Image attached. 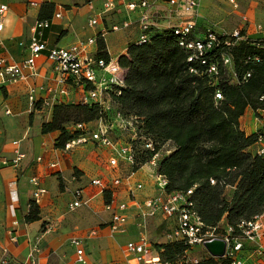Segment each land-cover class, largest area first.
I'll return each mask as SVG.
<instances>
[{
    "label": "crops",
    "instance_id": "1",
    "mask_svg": "<svg viewBox=\"0 0 264 264\" xmlns=\"http://www.w3.org/2000/svg\"><path fill=\"white\" fill-rule=\"evenodd\" d=\"M109 1L114 2L115 9L100 17ZM140 1L143 0H0V4L7 5L9 9L0 34V59L7 64L19 65L29 58L28 46L34 35V25L39 21L41 7L52 4L54 12L47 20L49 28L43 30L41 36L48 47H68L106 30L108 33L103 40L106 52L110 59L117 61L127 54L129 45L138 41L140 32L135 25L117 32H111V28L127 18L134 22L136 14H128L125 5ZM146 1L151 4L149 15L153 28L169 29L189 20L198 25V11L195 18V15L180 17L177 13L181 12V7L174 10L168 2L164 5L160 1ZM30 2L37 6H30ZM164 8L169 13L175 11L174 17L172 13L162 15ZM241 17L238 30L244 31L246 39H264V33L256 30L257 25L264 26V0L251 4ZM96 18H99L98 24L90 27L89 20ZM119 18L123 21L119 22ZM90 50L96 52L97 46ZM35 71L36 75L27 80L0 84V258L2 249H6L13 260L21 263L32 251L38 250L37 258L41 264H77L75 250L70 244L72 239L77 238L83 241L86 264H127L125 245L136 241L139 234L134 219L137 207L147 198L158 195L151 171L144 166L128 173L130 169L124 166L120 171L112 172L108 167L112 151L95 144L69 152L56 149L59 134L41 132L42 125L51 121L54 105L48 108L40 102L37 103L39 107H31L28 102L33 90L34 98L39 101L49 98V91L59 89L56 73L45 55L36 60ZM81 96L82 92L74 89L60 101L78 104ZM7 109L11 112L9 116L4 114ZM259 127L253 112L248 109L240 119V129L246 135H252ZM14 142H18L17 146L13 145ZM16 149L25 155L19 167L15 169L2 165L3 161L14 159ZM38 158L41 159L39 163ZM52 164L56 165L55 169L50 168ZM122 172L127 173L126 176L121 177ZM119 176L122 183L113 194L115 203L128 205V221L124 233L113 234L109 228L111 216L104 209V195L92 182L100 179L109 183ZM33 177L39 180L46 194L38 205L39 221L27 223L25 218L30 211L28 206L33 191L29 181ZM139 183L143 185V190L136 192L133 200L129 191ZM230 190L232 195V188H227L225 192ZM76 191L82 193L89 205L69 210ZM13 220L17 221V227L11 226ZM9 230L16 237L15 242L10 240ZM93 232L94 235L91 234Z\"/></svg>",
    "mask_w": 264,
    "mask_h": 264
},
{
    "label": "trees",
    "instance_id": "2",
    "mask_svg": "<svg viewBox=\"0 0 264 264\" xmlns=\"http://www.w3.org/2000/svg\"><path fill=\"white\" fill-rule=\"evenodd\" d=\"M53 12L52 4H44L39 21L49 20ZM198 26L189 39L206 31ZM239 33L244 38V31ZM147 36L145 44L129 45L127 54L117 60L124 70V84L117 89L119 94L114 90L109 94L110 113L98 104L59 102L52 108L51 121L42 125V134L57 132L55 148L62 150L80 135L73 129L76 125L101 120L111 123L119 113L133 120V172L168 144L170 149L156 170L167 180V193L194 189V210L207 228H215L222 221L236 226L252 220L264 212V157L252 153L256 133L246 135L240 129V119L248 109L255 116L263 107L264 48L255 47L249 39L235 42L217 34V44L210 51L188 62L194 54L179 47V38L171 28L151 27ZM222 56L231 59V70L222 66ZM96 57L109 60L101 39L97 40ZM211 66L217 68V74L209 73ZM247 74L250 77L244 80ZM146 142L152 143L153 151L145 148ZM227 188L233 189L229 200L225 198ZM104 199L108 204L110 193L105 192ZM39 219V208L32 204L25 221ZM153 247L171 263L186 251L179 243ZM197 264L226 262L207 257Z\"/></svg>",
    "mask_w": 264,
    "mask_h": 264
},
{
    "label": "built area",
    "instance_id": "3",
    "mask_svg": "<svg viewBox=\"0 0 264 264\" xmlns=\"http://www.w3.org/2000/svg\"><path fill=\"white\" fill-rule=\"evenodd\" d=\"M50 2L51 0H46ZM227 3L234 9H237L236 0H226ZM170 7H181L186 12L194 15L198 9V0H167ZM30 6L36 7L34 2L29 3ZM115 4L109 1L105 4L104 14L113 11ZM151 4L149 1L143 0L138 3H128L125 5V10L128 14H136V20L131 22L129 18L118 26L111 28V32L126 30L132 25H135L140 36L136 44H145L148 41L147 32L152 27L150 24L149 11ZM8 6L0 4V34L4 30V23L8 13ZM196 15L194 16V18ZM60 18V15H56ZM99 18L89 20V26L95 27L98 24ZM246 22V18L243 17ZM48 21H37L34 25V35L30 39L29 51L30 56L22 64H7L4 59H0V84L17 83L27 80L29 77L36 75L35 67L36 60L45 55L47 61L52 64L53 71L56 73V80L59 89L49 91L51 96L44 100L36 101L34 98V90L28 97V102L31 107L42 102L44 107H52L56 103L61 102L60 98H65L70 95L71 90L78 89L82 92V96L78 101L81 105L98 104L105 113H110L111 101L109 94L111 91L117 92L123 87L124 70L119 66L117 61L109 58L108 61L96 57V52H91L92 47L97 46V40H104L108 33L106 30L100 32L95 37L84 41H79L68 47H48L42 40V31L49 28ZM196 23L186 21L185 23L172 27L173 33L179 39V47L181 49L193 52V57L188 59L192 62L193 59H201L203 55L210 51L217 44V33L206 30L202 35L189 39V36L194 31ZM258 33H264V26L257 25ZM240 30H234L229 36L239 42L245 37H240ZM229 46V44H226ZM255 47L264 48V39L253 41ZM203 65L204 61L201 62ZM221 63L224 68L231 70L232 62L227 56L221 57ZM209 73L217 74V68L211 66ZM250 77L246 75L244 80ZM217 100L221 99L219 94H216ZM263 107L257 111L254 116L260 127L256 130L255 143L252 146V153L258 157H264V96L260 99ZM5 115H11L10 110H5ZM133 120L125 119L119 113H115L114 120L111 123L98 121L93 124L76 125L73 129L78 131L80 135L74 140L65 144L63 152H69L77 147L88 144H95L98 147H104L112 151V155L108 161V167L112 172L120 171L121 167L126 166L128 173L133 172L134 153L131 143H123L115 141L109 135L111 131L116 130L120 133H132L131 141L136 139V134L133 128ZM72 132V129H71ZM18 142L13 145L17 146ZM145 148L153 151L151 142H146ZM25 158V155L15 150V157L11 162L3 161L2 165L11 166L15 169L19 167L20 162ZM162 158L160 153H156L151 160L145 165L148 166L154 185L158 195L153 198H147L141 205L137 207L134 215L135 225L139 229L137 240L129 242L125 245L124 255L127 259V264H197L204 258L210 257L216 260H223L226 264H264V212L255 216L250 221H242L236 226H229L222 221L215 228H207L202 222L199 215L194 210L192 195L194 189L186 192L167 193V180L157 174V166ZM40 158L37 159L39 163ZM51 169H55L56 165H50ZM29 183L33 187L32 198L29 204L38 206L41 197L46 194V190L40 186L39 180L36 177L30 179ZM122 183V178L115 177L109 183H105L100 179H96L92 184L99 188L101 194L110 193V202L105 203L104 209L111 216L109 225L110 231L113 234H122L125 232V227L128 221L126 203H115L114 190ZM213 185L214 182L211 181ZM143 190L141 183L129 191L130 197L134 200L135 193ZM89 201L84 199L80 191L74 194V201L69 205V210H75L81 207H88ZM161 218L164 222H169L170 227L165 234V243H179L186 247V251L181 255L175 263L165 261L161 258L160 253L153 247V244L147 238L145 231V223L148 219ZM17 221L13 220L11 226L17 227ZM11 235L10 240L16 241V237L9 230ZM94 235V232L91 233ZM213 241H221L225 245L224 254L221 258L213 257L205 248V245ZM71 246L75 250V262L77 264H86V256L84 244L81 239L74 238L70 241ZM197 254V256L194 255ZM38 250L32 251L25 262H16L12 259L6 249H2L0 264H41L37 255ZM200 254V256H198Z\"/></svg>",
    "mask_w": 264,
    "mask_h": 264
},
{
    "label": "rangeland",
    "instance_id": "4",
    "mask_svg": "<svg viewBox=\"0 0 264 264\" xmlns=\"http://www.w3.org/2000/svg\"><path fill=\"white\" fill-rule=\"evenodd\" d=\"M160 1L164 5L167 4V0H152V2ZM262 0H236L237 9H234L230 6L226 0H198V29H208L217 34H227L230 35L235 29H238L240 21L242 19L241 15H245L251 4L259 3ZM177 7H174L176 10ZM168 14L166 8L162 12V15ZM173 17L175 11L171 12ZM169 13V14H171ZM180 17H187L194 15V12L188 13L184 9L181 12L177 13ZM123 21V18H119V22ZM122 31V30H120ZM111 138L115 141H121L123 143H128L132 139V133H120L116 130H113L109 134ZM170 149L169 145L166 144L161 147L160 154L162 156L166 155L167 151ZM140 153V152H139ZM127 174V173H126ZM122 172L121 177L126 176ZM231 190L225 192V198H231ZM169 222H164L161 218L159 220L148 219L145 223V231L147 238L154 245H161L165 243V234L169 230ZM197 256L196 253H194ZM200 256V254H198Z\"/></svg>",
    "mask_w": 264,
    "mask_h": 264
},
{
    "label": "water",
    "instance_id": "5",
    "mask_svg": "<svg viewBox=\"0 0 264 264\" xmlns=\"http://www.w3.org/2000/svg\"><path fill=\"white\" fill-rule=\"evenodd\" d=\"M206 250L216 258H221L224 254L225 245L221 241H213L205 245Z\"/></svg>",
    "mask_w": 264,
    "mask_h": 264
}]
</instances>
